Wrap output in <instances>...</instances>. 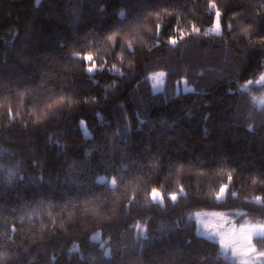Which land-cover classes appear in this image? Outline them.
I'll return each instance as SVG.
<instances>
[{
    "label": "trees",
    "instance_id": "trees-1",
    "mask_svg": "<svg viewBox=\"0 0 264 264\" xmlns=\"http://www.w3.org/2000/svg\"><path fill=\"white\" fill-rule=\"evenodd\" d=\"M263 72L264 0H0V264H236L189 213L264 222Z\"/></svg>",
    "mask_w": 264,
    "mask_h": 264
},
{
    "label": "rangeland",
    "instance_id": "rangeland-1",
    "mask_svg": "<svg viewBox=\"0 0 264 264\" xmlns=\"http://www.w3.org/2000/svg\"><path fill=\"white\" fill-rule=\"evenodd\" d=\"M216 30V26H215ZM220 30V28H219ZM168 73L166 71L160 70L156 71L150 74L151 83L153 88L158 91L164 88L166 84ZM261 76H264V72ZM260 76V77H261ZM260 77L256 80H249L244 87H249L251 84H262L264 81H260ZM193 86L187 83V81L184 79L181 83L178 84V91L181 90H191ZM258 99L260 100L261 104H264V92L263 94H259ZM227 185V184H225ZM224 186V185H223ZM228 186V185H227ZM160 194L163 195V192L159 188H155ZM227 195V192L223 197L219 198H225ZM152 198V197H151ZM165 202V197L163 199V202ZM242 211L241 210H233L229 211L227 209H195L189 213L190 217L194 218L197 222L198 230L201 234L216 239L220 242V236L216 233L222 232V233H228L232 228L239 229V227L246 222L251 223H264L263 221L259 220H253L250 218H242L241 217ZM208 224L209 227L205 228L203 225ZM144 229L141 230V233L143 234ZM100 237V234H94V238L97 239ZM255 238V237H254ZM254 243V239H253ZM221 244V243H220ZM221 248L223 251V254L230 258L233 262L236 264H242V260L244 258H241L239 256L233 255L232 248H225L221 244ZM257 248V247H256ZM259 251H264V249H258ZM252 264H264V257H261L259 255H252L250 257Z\"/></svg>",
    "mask_w": 264,
    "mask_h": 264
},
{
    "label": "snow or ice",
    "instance_id": "snow-or-ice-1",
    "mask_svg": "<svg viewBox=\"0 0 264 264\" xmlns=\"http://www.w3.org/2000/svg\"><path fill=\"white\" fill-rule=\"evenodd\" d=\"M39 2V0H38ZM212 8L216 9V5L213 3ZM215 16L217 19L216 23V31H219L220 25H219V18L221 16V13L219 10L215 11ZM161 26L157 25V28L159 29ZM194 31H198V29H193ZM246 31V30H245ZM111 39V37H110ZM172 44H176V39H171L170 41ZM87 61H93L94 57L92 54H88L84 57ZM97 70V66L95 63H92L88 68V72H94ZM260 81H264V76L260 77ZM115 183V181H113ZM228 190V186L224 185L220 188L219 193L217 194L218 197H223L225 193ZM151 197L153 201H159L163 202V195L160 194L156 189H153L151 192ZM171 199L173 201H176L177 195L172 194ZM205 228H208V224L203 225ZM220 236V243L225 248H232L233 255L239 256L241 258H244L242 260V264H252V261L250 257L252 255H259L261 257H264V251H259L256 248V245L253 243L254 237H259L261 240H264V223H251L246 222L245 224L241 225L239 229L232 228L228 233H222L218 232L216 233Z\"/></svg>",
    "mask_w": 264,
    "mask_h": 264
}]
</instances>
